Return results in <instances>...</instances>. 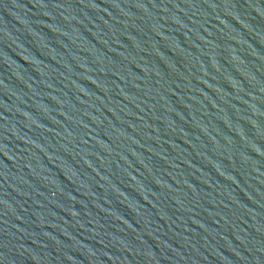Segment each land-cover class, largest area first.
Masks as SVG:
<instances>
[{
	"label": "water",
	"instance_id": "95a60500",
	"mask_svg": "<svg viewBox=\"0 0 264 264\" xmlns=\"http://www.w3.org/2000/svg\"><path fill=\"white\" fill-rule=\"evenodd\" d=\"M0 264H264V0H0Z\"/></svg>",
	"mask_w": 264,
	"mask_h": 264
}]
</instances>
